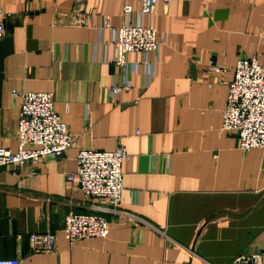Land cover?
<instances>
[{
    "label": "crops",
    "instance_id": "crops-1",
    "mask_svg": "<svg viewBox=\"0 0 264 264\" xmlns=\"http://www.w3.org/2000/svg\"><path fill=\"white\" fill-rule=\"evenodd\" d=\"M139 0H0L11 11L0 40V147L18 145L20 98L13 91L53 92L72 145L59 157L0 166V259L20 264H229L264 247V149L240 148L222 129L229 87L240 57L264 52V0H162L143 16L158 39L145 67L129 74L133 86L117 97L121 79L112 63L113 27L124 6ZM86 26L74 24L79 7ZM211 57L227 67L205 71ZM141 52L128 59L140 63ZM212 83V85H210ZM124 145V189L118 212L107 199L87 197L68 173L81 150ZM100 214L106 238L66 239L70 213ZM54 232V251L36 248L31 234ZM162 233H165L162 234ZM192 256L196 257L192 259ZM264 264V259H263Z\"/></svg>",
    "mask_w": 264,
    "mask_h": 264
},
{
    "label": "built area",
    "instance_id": "built-area-1",
    "mask_svg": "<svg viewBox=\"0 0 264 264\" xmlns=\"http://www.w3.org/2000/svg\"><path fill=\"white\" fill-rule=\"evenodd\" d=\"M141 9L138 20L132 18L133 7L124 6L126 19L120 27H113L109 17H104L100 30L113 31L112 63L119 67L121 79L110 87L112 97H117L133 86L129 74L137 73L140 66L145 67V85H149L155 74V63L147 58L150 52H159L164 39H158L155 28L143 23V16H151L160 0H139ZM167 9L171 0H162ZM11 11L0 8V40L5 35V21ZM88 13L79 7L74 13V24L86 26ZM130 52L145 55L142 62H131ZM227 67L220 65L211 57L205 71L224 73ZM212 85V83L210 84ZM229 87L227 105L223 111L222 129L235 131L240 138V148L248 151L253 148L264 149V52L251 57H240L234 69L233 80ZM20 98L18 121V145L15 150L0 147V166H16L20 171L27 163H38L44 157L62 156L72 145V136L68 125L64 123L56 110L53 92L13 91ZM129 158L124 145L112 151L94 149L81 150L77 156V168L68 173L69 181H76L87 197L107 199L110 208L106 211L118 212L124 189L123 163ZM110 231V222L106 217L96 214H78L70 212L65 216L63 232L71 245L82 239L106 238ZM165 235V233H162ZM30 241L36 248L52 252L57 245L54 232L31 234ZM196 258L192 256V259ZM197 259V258H196ZM264 247L257 251L237 255L229 264H263ZM203 264H211L202 262ZM0 264H20L16 258L0 259Z\"/></svg>",
    "mask_w": 264,
    "mask_h": 264
}]
</instances>
